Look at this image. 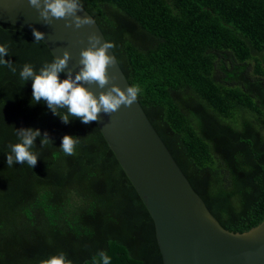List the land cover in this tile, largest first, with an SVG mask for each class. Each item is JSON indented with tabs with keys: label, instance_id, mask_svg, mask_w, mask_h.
<instances>
[{
	"label": "trees",
	"instance_id": "16d2710c",
	"mask_svg": "<svg viewBox=\"0 0 264 264\" xmlns=\"http://www.w3.org/2000/svg\"><path fill=\"white\" fill-rule=\"evenodd\" d=\"M138 103L217 221L242 231L264 217V0H80ZM30 31L0 21V264H162L152 220L95 122L32 103L25 64L54 58ZM60 78L66 77L60 74ZM20 128L39 129L38 161L8 167ZM79 137L72 156L61 141Z\"/></svg>",
	"mask_w": 264,
	"mask_h": 264
},
{
	"label": "water",
	"instance_id": "95a60500",
	"mask_svg": "<svg viewBox=\"0 0 264 264\" xmlns=\"http://www.w3.org/2000/svg\"><path fill=\"white\" fill-rule=\"evenodd\" d=\"M77 14L93 19L83 7ZM0 21L44 33L42 42L54 59L68 51L64 77L69 69L74 76L82 67L80 52L89 46V35L106 41L96 22L80 28L65 27L64 19L44 24L28 0H0ZM108 54L114 56L112 50ZM108 74L116 79L104 89L84 86L97 97L112 84L122 90L130 86L116 59ZM94 122L152 220L162 264H264V217L242 231L224 228L191 187L138 101L111 115L100 113Z\"/></svg>",
	"mask_w": 264,
	"mask_h": 264
},
{
	"label": "clouds",
	"instance_id": "9594fccd",
	"mask_svg": "<svg viewBox=\"0 0 264 264\" xmlns=\"http://www.w3.org/2000/svg\"><path fill=\"white\" fill-rule=\"evenodd\" d=\"M31 7L38 11L40 19L44 24L50 25L53 19H64L65 27L80 28L84 25H92L95 21L88 17H81L77 14L82 9L80 0H28ZM35 42L42 41L44 33L35 29L32 30ZM88 47L81 50L79 64L80 70L73 76L71 70H68L64 79L60 74L68 68L70 54L64 50L62 57L55 58L51 63H45L37 73L33 66L25 64L19 73L22 81H31L32 85V103L45 102L48 109L55 115L58 109L66 108L67 113L63 116L58 115L64 124L70 122V117L78 118L83 124L97 121L100 113L111 115L117 112L120 107H130L136 102L141 93L139 85H132L122 90L120 87L112 84L106 91H101L97 97L89 88L84 85L95 84L100 89H104L111 84L116 77L109 76L108 69L115 63V57L108 54V50L115 47L112 42H101L100 37L95 33L88 36ZM8 54V46H0V64H4L15 73L16 69L11 61L4 57ZM19 142L11 145V154L6 155L8 167L14 163H27L33 168L38 156L32 149L35 141L40 137L41 146L49 141L47 133L41 136L39 129L20 128L17 131ZM79 137L65 135L62 137L60 148L68 155L75 154V149L79 144ZM98 259L93 258L94 264H111V257L104 251H100ZM42 264H72L66 258L65 253L60 252L42 261Z\"/></svg>",
	"mask_w": 264,
	"mask_h": 264
}]
</instances>
